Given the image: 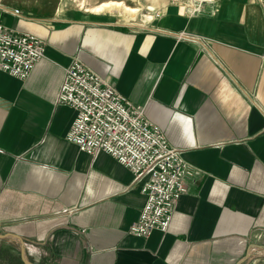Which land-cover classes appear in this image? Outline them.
Wrapping results in <instances>:
<instances>
[{
	"label": "crops",
	"instance_id": "obj_1",
	"mask_svg": "<svg viewBox=\"0 0 264 264\" xmlns=\"http://www.w3.org/2000/svg\"><path fill=\"white\" fill-rule=\"evenodd\" d=\"M19 9L21 15L12 11ZM43 16L0 2V23L45 42L20 80L0 70V231L39 264H264V15L257 0L162 5L148 23L115 13ZM78 60L158 125L195 172L166 230L129 231L146 175L66 139L57 101ZM0 264H24L14 238Z\"/></svg>",
	"mask_w": 264,
	"mask_h": 264
},
{
	"label": "built area",
	"instance_id": "obj_2",
	"mask_svg": "<svg viewBox=\"0 0 264 264\" xmlns=\"http://www.w3.org/2000/svg\"><path fill=\"white\" fill-rule=\"evenodd\" d=\"M257 2L264 15V0ZM12 12L21 15L17 8ZM45 46L40 37L0 23V70L23 80L45 54ZM57 101L75 110L66 139L79 151L103 152L135 178L146 175L141 188L144 204L129 231L145 236L154 229L166 230L184 191L183 177L196 171L183 152L170 146L161 128L145 116L143 105L131 102L78 60L65 68Z\"/></svg>",
	"mask_w": 264,
	"mask_h": 264
},
{
	"label": "rangeland",
	"instance_id": "obj_3",
	"mask_svg": "<svg viewBox=\"0 0 264 264\" xmlns=\"http://www.w3.org/2000/svg\"><path fill=\"white\" fill-rule=\"evenodd\" d=\"M101 1L107 0H1L2 3H8L10 5L22 8L23 11L32 14L39 13L43 16H51L61 14L66 11H86L95 13V5ZM109 1V0H108ZM122 2L123 5H128L131 7L138 8L139 11H128L121 6L110 5V7L102 9L105 11L100 12H112L115 13L118 20L122 22H134L142 23V15L146 12L149 6L153 7L152 17L154 12L162 5L169 4V2H175L181 5H191L196 6L207 0H118ZM150 21V20H149ZM146 21L145 23H148Z\"/></svg>",
	"mask_w": 264,
	"mask_h": 264
},
{
	"label": "water",
	"instance_id": "obj_4",
	"mask_svg": "<svg viewBox=\"0 0 264 264\" xmlns=\"http://www.w3.org/2000/svg\"><path fill=\"white\" fill-rule=\"evenodd\" d=\"M8 238L9 239L14 238L16 240L17 244L19 245V257H20V260H22L24 264H39L36 261L26 258L24 241H23L22 236L17 231L15 230L0 231V239H8ZM257 249L260 250L262 253H264V248L262 246L257 245ZM244 254L245 255L243 256V258L236 261L235 264H241L247 259L249 255L248 251H246Z\"/></svg>",
	"mask_w": 264,
	"mask_h": 264
},
{
	"label": "bare ground",
	"instance_id": "obj_5",
	"mask_svg": "<svg viewBox=\"0 0 264 264\" xmlns=\"http://www.w3.org/2000/svg\"><path fill=\"white\" fill-rule=\"evenodd\" d=\"M1 2V0H0ZM110 5H116V6H121L125 9H128V11H139L138 8H135V7H131V6H128V5H123L122 2L118 1V0H107V1H101L99 2L98 4L95 5V10H102V9H105V8H108L110 7ZM152 13H153V7L152 6H149L147 9H146V12H144L143 14L140 12L139 14L142 15V23L140 22V24H144L146 21H149L151 20L152 18ZM130 24H133V25H138L140 26L139 23H134V22H130Z\"/></svg>",
	"mask_w": 264,
	"mask_h": 264
}]
</instances>
